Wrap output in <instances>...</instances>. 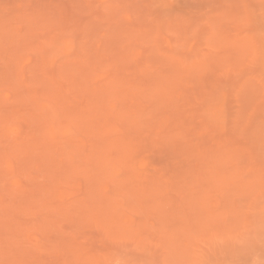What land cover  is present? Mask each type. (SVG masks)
I'll return each instance as SVG.
<instances>
[{"label":"rangeland","instance_id":"rangeland-1","mask_svg":"<svg viewBox=\"0 0 264 264\" xmlns=\"http://www.w3.org/2000/svg\"><path fill=\"white\" fill-rule=\"evenodd\" d=\"M0 264H264V0H0Z\"/></svg>","mask_w":264,"mask_h":264}]
</instances>
